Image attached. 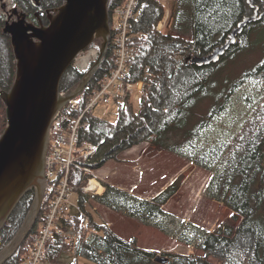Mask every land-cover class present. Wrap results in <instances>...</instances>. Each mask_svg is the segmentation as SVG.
<instances>
[{"label":"trees","instance_id":"16d2710c","mask_svg":"<svg viewBox=\"0 0 264 264\" xmlns=\"http://www.w3.org/2000/svg\"><path fill=\"white\" fill-rule=\"evenodd\" d=\"M12 1L24 10L28 21L37 24L29 0ZM122 1H108L110 26L111 14ZM41 3L46 9H55L63 1L42 0ZM175 8L172 29L189 35L191 39L156 29L165 14V6L160 0H138L129 32L132 54L126 81L136 83L141 80L142 93L137 105L130 95L115 102V121L96 115L90 118L89 128L79 130V144L90 142L96 151L88 160H78L72 168L73 184L79 188L78 206L81 210L86 211L95 202L152 224L163 232L168 231L166 221L170 217L163 207L176 192L177 183L170 184L150 199L140 198L109 183H103L105 190L100 195L83 193L80 187L93 175L84 174L81 166L98 170L108 160L116 159L120 152L143 142L180 152L183 146L192 145L209 119L226 108L231 96L246 79L264 81V56L260 65L245 64L250 52L257 48L264 52V39L259 37L264 28L257 25L253 30L257 36L255 40L244 37L243 32L238 37L241 41L232 46L219 62L207 66L190 63L193 55L207 54L220 44L242 15L250 11L244 0H178ZM2 27L0 13V88L8 90L14 79L15 61L9 36L2 32ZM112 38L109 31L105 46L102 48L101 45L97 59L91 62L97 63L89 76L85 77L72 65L64 73L59 90H75L86 80L91 88H97V81L114 67ZM253 107L252 116L244 122L230 144H224L215 153L213 148L200 149L190 157L195 164L210 170L215 158L221 156L208 185L212 189L211 197L229 207L235 213L234 218L241 216L240 221H264L261 205L264 200V98ZM5 125L6 109L0 98V135ZM97 189L100 193L102 185L99 184ZM32 200L33 191H29L19 201L22 203L20 209L9 215L0 231V250L18 231L31 209ZM41 220L40 210L22 243L1 264H21L23 253ZM64 225L74 227L78 237H54L47 245L50 264H70L61 260L64 254L73 255L75 261L81 258L84 264H210L205 260L207 255L218 256L226 264H241L243 237L254 233V230H243V223L238 225L233 240L221 233L220 226L215 232L200 231L197 247L204 252V257L170 254L172 259L169 262L160 263L154 260V251L138 246L135 236L128 239L117 236L104 224L95 221L91 214L86 226L82 225L78 215L70 217Z\"/></svg>","mask_w":264,"mask_h":264},{"label":"rangeland","instance_id":"374dc122","mask_svg":"<svg viewBox=\"0 0 264 264\" xmlns=\"http://www.w3.org/2000/svg\"><path fill=\"white\" fill-rule=\"evenodd\" d=\"M160 1L165 6V14L160 21L162 27L161 31L179 35L185 39H191L192 37L189 35L179 34L172 29V16L178 0ZM251 1L253 2V0ZM8 2V4L5 5L2 0L0 1V13L3 17V23L8 16H10L9 20L16 19V15H10L12 11H8V9L11 10L13 7H17L19 12L24 11L20 6L14 4L12 0H8ZM245 3L248 5L246 1ZM33 8L35 10L34 6ZM43 10L46 13L44 8ZM55 10L56 9H50L49 11L54 12ZM250 11L242 16L248 14ZM260 14L262 15L263 13ZM260 14L258 9V15ZM41 20L43 25H48V18H43ZM257 21L247 24L243 29L244 37H249L251 41L255 40V37H257L256 33L253 31L257 25ZM259 37L260 39H264V30L260 33ZM240 41V38H238V43ZM97 48L98 45L94 44L90 49L80 53L74 61V64L80 69L87 70L90 63L96 60ZM263 56L264 52H262L261 48H257L255 51L250 52L249 55H246L247 60L245 64L260 65L262 64ZM78 68L76 69L79 72H83ZM135 92L138 91L135 90ZM141 93L142 92L139 91L138 95ZM132 96L134 97V95ZM263 98L264 81L258 82L254 78H248L238 87L236 93L231 96L226 108L209 119L207 125L202 128L194 138L192 145L183 146L180 152H173L143 142L120 152L116 159L108 160L100 169L94 170L93 174L91 173L103 187L101 194L105 190L103 183H109L128 193L135 194L140 198L150 199L170 184L177 183L176 192L163 207L170 216L167 217L166 221L167 232L161 231L152 224L144 223L139 219L114 212L101 204L93 202L91 208L95 209V221L104 224L107 229L122 238L128 239L135 236L138 246L147 250H152L156 254L159 253L161 256L170 258V254H176L204 257V252L197 247L200 231L203 233L215 232L217 227L220 226L223 235L232 236L237 230L241 216L236 215V218H234L233 216L235 213L229 207L211 197L212 189L208 185L221 156L215 158L213 167L208 170L192 162L190 160L191 154L200 149L210 150V148H213L215 153L217 149L221 148L224 144H230L232 138L240 133L246 117L248 115L252 116L250 114L253 113V106H255L257 101ZM137 103L138 102L135 101L134 98V104L137 105ZM94 115L110 121H115V103L112 101L107 105L96 107L94 109ZM19 201L11 213L20 209L22 203L20 204ZM72 201L78 205L77 192L73 193ZM40 210L41 208L39 207V211ZM39 211L35 213L28 230L33 226ZM76 211L77 210H74V212ZM28 230L19 244L24 240ZM5 247H3V249ZM9 256H6V258ZM5 259H3L2 262ZM205 260L210 264L217 263L213 255L205 256ZM75 264H84L83 259L79 258L75 261Z\"/></svg>","mask_w":264,"mask_h":264},{"label":"water","instance_id":"95a60500","mask_svg":"<svg viewBox=\"0 0 264 264\" xmlns=\"http://www.w3.org/2000/svg\"><path fill=\"white\" fill-rule=\"evenodd\" d=\"M29 1L36 8L37 17L44 8L42 0ZM62 1L54 12L44 8L48 25H43L42 20L38 24L28 21L27 14L17 7L10 13L16 19L9 20L8 16L3 23L2 32L9 36L15 69L11 87L0 88L6 109V125L0 135V229L19 199L37 181L47 152L48 128L56 110L85 82L75 90L64 91L60 97L63 74L72 65L78 68L74 61L90 45L97 44V52L101 45L103 48L109 35V0ZM260 17L258 8L252 15L242 16L220 44L207 54L193 55L190 63L207 66L219 62L238 42L244 27ZM40 198L37 196L14 237L0 251V263L14 253L39 211ZM154 260L166 263L169 258L156 254Z\"/></svg>","mask_w":264,"mask_h":264},{"label":"built area","instance_id":"2783aa9c","mask_svg":"<svg viewBox=\"0 0 264 264\" xmlns=\"http://www.w3.org/2000/svg\"><path fill=\"white\" fill-rule=\"evenodd\" d=\"M137 5L138 0H123L115 6L111 14L110 31L115 47L114 67L111 72L97 81V88H91L85 81L79 91L67 99L52 117L47 132L48 147L44 158V184L40 200L42 220L23 253L21 264H50L47 245L54 237H78V231L74 227H65V221L73 215H78L82 225L86 226L90 214L94 216L95 209L91 206L87 207L86 211L81 210L72 201L73 193L79 189L73 184L72 168L77 165L78 160H88L96 151L95 145L90 142L79 144V130L89 128L90 118L94 116L96 107L112 101L115 103L127 95L133 100L135 98V101L139 100L138 93L142 91L143 82L126 81L132 54L129 32ZM161 28L159 22L156 29L160 31ZM64 91L59 90L60 97ZM81 170L84 174H93L86 165L81 166ZM96 184L100 182L93 176L80 187V190L83 193L101 194L96 189Z\"/></svg>","mask_w":264,"mask_h":264},{"label":"flooded vegetation","instance_id":"af4514ba","mask_svg":"<svg viewBox=\"0 0 264 264\" xmlns=\"http://www.w3.org/2000/svg\"><path fill=\"white\" fill-rule=\"evenodd\" d=\"M249 7L251 8V11L246 14H252L254 8H258L259 9V14L263 13L261 15V18L259 21H257V26H263L262 29L264 28V0H253V2L251 0H245ZM43 11V12H42ZM41 13L38 14L37 21L41 23V19L43 18H47V13L44 12V10L42 9ZM37 12L36 8L34 10V14ZM37 22V24H38ZM262 24V25H261ZM109 29H110V24H109ZM94 65L90 64L88 69L83 72L85 77L89 76L93 70H94ZM252 115V113L250 114ZM251 116H247L246 120H248ZM245 120V121H246ZM262 153L264 156V146L262 147ZM43 184H44V163H43V167L42 170L40 171L37 181L35 183V185H33L29 190H27L24 195L26 193H28L29 191H33V200L32 203L35 202L37 196L41 197L42 195V191H43ZM39 189V192H38ZM262 210H264V200L262 202ZM244 224L243 226V230L245 229V231H250L254 233L252 234H246L243 237V241L241 243V264H264V221H240L239 224ZM253 224H255V227H253ZM254 228V229H253ZM236 234H233L232 236H226L229 240H233L235 238ZM217 260L216 264H226L225 261L222 260V258L218 257V256H214ZM172 258H169V261ZM168 261V262H169Z\"/></svg>","mask_w":264,"mask_h":264},{"label":"crops","instance_id":"0c3cea01","mask_svg":"<svg viewBox=\"0 0 264 264\" xmlns=\"http://www.w3.org/2000/svg\"><path fill=\"white\" fill-rule=\"evenodd\" d=\"M61 260L66 262V263L75 264V259H74L73 255H71V254L62 255Z\"/></svg>","mask_w":264,"mask_h":264},{"label":"bare ground","instance_id":"6f19581e","mask_svg":"<svg viewBox=\"0 0 264 264\" xmlns=\"http://www.w3.org/2000/svg\"><path fill=\"white\" fill-rule=\"evenodd\" d=\"M2 2L6 5V4H8L9 2H8V0H2ZM8 2V3H7ZM13 9V8H12ZM12 9L10 10V9H8V11H12ZM95 181H92V183H94ZM99 187V184H96V189Z\"/></svg>","mask_w":264,"mask_h":264}]
</instances>
